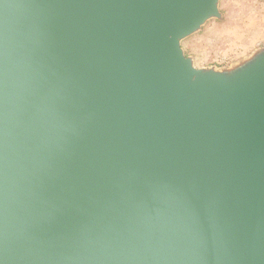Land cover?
<instances>
[{"label":"water","instance_id":"water-1","mask_svg":"<svg viewBox=\"0 0 264 264\" xmlns=\"http://www.w3.org/2000/svg\"><path fill=\"white\" fill-rule=\"evenodd\" d=\"M220 2L0 0V264H264V45L182 47Z\"/></svg>","mask_w":264,"mask_h":264},{"label":"rangeland","instance_id":"rangeland-1","mask_svg":"<svg viewBox=\"0 0 264 264\" xmlns=\"http://www.w3.org/2000/svg\"><path fill=\"white\" fill-rule=\"evenodd\" d=\"M213 20L182 44L196 66L226 65L264 45V1L222 0Z\"/></svg>","mask_w":264,"mask_h":264},{"label":"trees","instance_id":"trees-1","mask_svg":"<svg viewBox=\"0 0 264 264\" xmlns=\"http://www.w3.org/2000/svg\"><path fill=\"white\" fill-rule=\"evenodd\" d=\"M221 1H222V0H221ZM220 3H221V2H220ZM210 22H211V21H210ZM210 22H208V23H210ZM208 23H207V24H208ZM207 24H206V25H207Z\"/></svg>","mask_w":264,"mask_h":264}]
</instances>
